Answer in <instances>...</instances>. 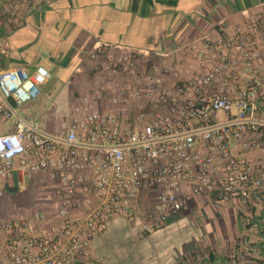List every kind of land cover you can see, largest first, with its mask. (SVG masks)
<instances>
[{
  "label": "built area",
  "instance_id": "1",
  "mask_svg": "<svg viewBox=\"0 0 264 264\" xmlns=\"http://www.w3.org/2000/svg\"><path fill=\"white\" fill-rule=\"evenodd\" d=\"M26 2L0 0V31L19 23ZM217 32L213 40L188 46L198 72L169 90L143 56L97 46L89 57L108 78L79 97L55 133L18 114L40 95L49 71L4 68L0 35V123L13 124L0 134V196L14 178L22 183L29 174L48 175L55 180L48 198L59 219L43 232L26 219L2 222L0 264H88L91 239L113 217L161 229L195 196L264 208V13L230 31L220 25ZM104 98L124 116L98 111ZM131 103L138 114L127 125ZM259 150L263 157L255 165L247 155ZM143 193L149 203L138 208ZM81 205L85 214L73 217L71 210ZM242 226L221 264H264V237L253 238L257 225L249 219ZM212 257L215 250L203 244L184 263L205 264Z\"/></svg>",
  "mask_w": 264,
  "mask_h": 264
},
{
  "label": "crops",
  "instance_id": "2",
  "mask_svg": "<svg viewBox=\"0 0 264 264\" xmlns=\"http://www.w3.org/2000/svg\"><path fill=\"white\" fill-rule=\"evenodd\" d=\"M19 11V23L0 31L5 37L2 66L24 67L30 72L41 66L49 71L54 82L51 91L48 83L42 86L40 95L23 106L22 117L55 133L61 119L71 117L79 97L108 78L89 57L97 46L117 45L143 56L148 71L161 76L163 87L169 90L198 72L190 44L215 39L220 25L230 31L264 13V0H27ZM261 51L264 65V41ZM262 92L264 105V71ZM131 104L127 125H133L138 114L135 103ZM96 109L124 116L107 98L98 102ZM261 115L264 117V106ZM1 127L3 134L11 131L13 124L0 123ZM262 157L260 150L247 155L255 165ZM24 180L12 179L5 191L17 188L6 192H19ZM148 203V195L143 193L135 204L144 208ZM2 209L0 206V214L7 211L4 216H14L8 207ZM86 210L87 206L81 205L71 214L80 217ZM244 218L257 225L252 230L254 239L264 237V208L260 204L218 203L211 195L192 197L157 230L141 220L116 216L91 239L88 264H185L203 244L216 253L205 264H221V259L233 252ZM58 220L56 213H43L32 222L43 232ZM81 261L76 264H83Z\"/></svg>",
  "mask_w": 264,
  "mask_h": 264
},
{
  "label": "rangeland",
  "instance_id": "3",
  "mask_svg": "<svg viewBox=\"0 0 264 264\" xmlns=\"http://www.w3.org/2000/svg\"><path fill=\"white\" fill-rule=\"evenodd\" d=\"M54 82L48 81V90L51 91ZM18 114L23 116V107L18 109ZM11 123L12 122H8ZM0 130H5L1 127ZM55 180L48 175L29 174L25 177L23 188L16 193H7L5 190L0 196V206L2 210L6 207L14 214L13 217H6L7 211L0 214V224L11 219H26L35 221L36 216L48 213L54 215L57 211V205L54 200L48 198L53 192ZM7 201V204L4 203Z\"/></svg>",
  "mask_w": 264,
  "mask_h": 264
},
{
  "label": "water",
  "instance_id": "4",
  "mask_svg": "<svg viewBox=\"0 0 264 264\" xmlns=\"http://www.w3.org/2000/svg\"><path fill=\"white\" fill-rule=\"evenodd\" d=\"M7 192H15V191H17V188H13L12 190H6Z\"/></svg>",
  "mask_w": 264,
  "mask_h": 264
}]
</instances>
